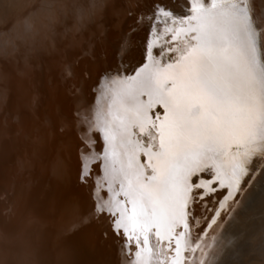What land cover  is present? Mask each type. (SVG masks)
I'll return each mask as SVG.
<instances>
[{
  "label": "snow or ice",
  "instance_id": "6c2138e0",
  "mask_svg": "<svg viewBox=\"0 0 264 264\" xmlns=\"http://www.w3.org/2000/svg\"><path fill=\"white\" fill-rule=\"evenodd\" d=\"M137 23L157 39L158 27L171 33L168 59L163 46L153 59L149 43L150 62L135 75L105 71L94 115L78 107L60 131L72 127L84 145L82 184L96 164L93 187L103 180L108 198L98 196L91 215L111 218L128 264H186L191 206L217 183L237 192L242 177L264 171V7L184 0L178 14L152 0Z\"/></svg>",
  "mask_w": 264,
  "mask_h": 264
},
{
  "label": "bare ground",
  "instance_id": "6f19581e",
  "mask_svg": "<svg viewBox=\"0 0 264 264\" xmlns=\"http://www.w3.org/2000/svg\"><path fill=\"white\" fill-rule=\"evenodd\" d=\"M255 3L264 7L261 0ZM151 4L0 0V264H122L117 237L105 226L107 217L94 219L87 185L76 178L77 136L59 132L57 124L78 107L92 104L89 87L111 65L139 64L149 24H138L137 19ZM163 4L178 14L184 10V0ZM83 49L106 56L103 63L86 68L88 77L83 75V60L74 64ZM71 86L78 88V96L65 100ZM257 175L253 187L221 214L214 237L193 264H236L233 252L245 221L264 203V171ZM73 222L79 223L78 229L67 231Z\"/></svg>",
  "mask_w": 264,
  "mask_h": 264
},
{
  "label": "water",
  "instance_id": "95a60500",
  "mask_svg": "<svg viewBox=\"0 0 264 264\" xmlns=\"http://www.w3.org/2000/svg\"><path fill=\"white\" fill-rule=\"evenodd\" d=\"M184 8V6H182ZM170 26V25H169ZM157 31L159 33V38H155L153 34H151V29L149 26V29L147 30L145 34V39L143 41V50L141 51L140 55V62L139 64L132 66V67H126L124 66L120 61H117L115 64L111 65V67L107 70L109 72H115V70L119 69L121 75H127L132 76L135 75V72L142 66L143 63H149L150 61L147 59V46L149 43H152L153 48V59L157 58V53H160L161 46H163V52L160 53L163 56V59L166 61L168 59L169 53L167 52V48L170 44H174L175 41H172L169 39L171 33L166 32L163 27H158ZM167 41V43H166ZM88 43V40L83 41L81 44L83 47H85ZM103 55H92L88 50L83 49L82 54H79L75 58V65H79V63L83 60L84 61V68H83V75L84 77H88V72L86 68L88 66H92L93 64L103 63L104 61ZM67 75L60 77L61 80L64 81ZM102 74L97 78V80L89 87V92L92 93L94 96L92 104H90L89 107H86V109L90 110V114L94 115L96 106H97V100L99 99V92L97 90V82L101 79ZM77 87H67L66 88V94H65V100L70 98H75L78 96ZM38 102V101H37ZM36 102V103H37ZM34 103V104H36ZM91 107V108H90ZM100 107H104L103 100H100ZM159 110V109H157ZM75 110L72 111V114ZM43 114L45 111L43 110ZM61 117V116H60ZM72 115L70 117H61L57 127L59 132L61 127L66 124L67 121L71 119ZM47 120V119H45ZM65 127L63 134H68L70 131L74 132V134L77 136L75 129L71 127ZM79 145V149H78ZM102 145H103V139L102 134H100V139L96 141L95 145V151H102ZM77 151L79 154V160L80 158V150H84V145L80 144L78 140V144L76 145ZM89 169L92 172V176L89 178V181L84 189L87 191L88 196L90 197V201L93 203V201L99 196L107 199L104 195V193L107 191V188L105 184L103 183V180H101V183L99 185V188L93 187V181L97 178L98 170L96 168V164L93 162H89L88 164ZM261 170H257L255 173L249 172L248 175L244 176L240 180V191L233 192L231 188L227 186V182H225L224 186H221L220 184L214 185V190H206L203 196L202 200H198L195 205H192V215L189 219L190 223V231L188 235L189 242L192 245L191 252L186 253V264H193V261L195 259V256L197 253L201 251V248L204 246V244L209 242L210 235L212 233V230L215 225H217V222L219 219H221V214L226 212L228 210L229 204H236L238 201V198L243 195L245 192L249 191L253 185L254 182L257 180V174H259ZM79 175V174H78ZM99 176H103L102 168L99 170ZM78 180V176L76 177ZM79 183H81L78 180ZM82 184V183H81ZM221 192L222 195L217 200L215 198L211 199L209 201L208 198H211L212 196L216 195V193ZM233 192V194L230 196L229 193ZM110 195V193H109ZM214 203V205H212ZM230 211V210H229ZM257 212L254 216L247 219L246 228L243 231L242 237L239 240V243L237 244L236 248L233 252V257L236 259V264H264V203L261 204L256 211ZM94 217V216H93ZM101 217V216H100ZM100 217H94V219H99ZM107 217V216H105ZM215 221V223H213ZM227 224V223H226ZM110 225L111 230L113 231V226L111 223V218L107 217V222L105 224ZM104 233V236H106V233ZM116 236V235H115ZM117 237V236H116ZM118 244V260L122 264H128L127 260L125 259L124 252L121 251L123 242L122 240L117 237L116 240ZM241 244V245H239Z\"/></svg>",
  "mask_w": 264,
  "mask_h": 264
},
{
  "label": "rangeland",
  "instance_id": "374dc122",
  "mask_svg": "<svg viewBox=\"0 0 264 264\" xmlns=\"http://www.w3.org/2000/svg\"><path fill=\"white\" fill-rule=\"evenodd\" d=\"M136 41V40H135ZM139 40H137V42H138ZM133 42V47H135L136 46V43L137 42H134V41H132ZM132 53H134V49L132 50ZM104 56V55H103ZM104 58H106V56H104ZM121 63H123L124 65H128L125 61H121ZM217 194V193H216ZM214 198V197H213ZM213 198H208L209 199V201L211 200V199H213ZM213 205V204H212ZM214 236L213 235H210V239H212Z\"/></svg>",
  "mask_w": 264,
  "mask_h": 264
}]
</instances>
